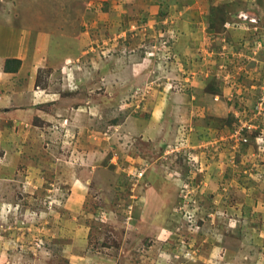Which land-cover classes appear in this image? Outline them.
<instances>
[{"label":"rangeland","instance_id":"rangeland-1","mask_svg":"<svg viewBox=\"0 0 264 264\" xmlns=\"http://www.w3.org/2000/svg\"><path fill=\"white\" fill-rule=\"evenodd\" d=\"M0 264H264V0H0Z\"/></svg>","mask_w":264,"mask_h":264},{"label":"built area","instance_id":"built-area-1","mask_svg":"<svg viewBox=\"0 0 264 264\" xmlns=\"http://www.w3.org/2000/svg\"><path fill=\"white\" fill-rule=\"evenodd\" d=\"M144 172L141 171L139 174H138V177L141 178L143 176Z\"/></svg>","mask_w":264,"mask_h":264},{"label":"crops","instance_id":"crops-1","mask_svg":"<svg viewBox=\"0 0 264 264\" xmlns=\"http://www.w3.org/2000/svg\"><path fill=\"white\" fill-rule=\"evenodd\" d=\"M253 1H255V0H253ZM241 7H242V8H245L244 5H242ZM243 14H244V12H243ZM245 15H247V13L244 14V16H245ZM239 16H240V15H239ZM239 16H238V17H239ZM247 18L249 19V16H248Z\"/></svg>","mask_w":264,"mask_h":264},{"label":"trees","instance_id":"trees-1","mask_svg":"<svg viewBox=\"0 0 264 264\" xmlns=\"http://www.w3.org/2000/svg\"><path fill=\"white\" fill-rule=\"evenodd\" d=\"M13 60L16 61V62H20L19 59H17V60L16 59H13ZM8 68L9 67L6 65V69H8Z\"/></svg>","mask_w":264,"mask_h":264}]
</instances>
